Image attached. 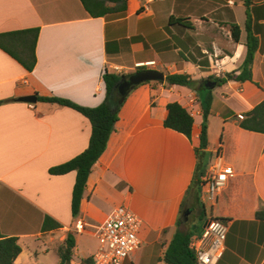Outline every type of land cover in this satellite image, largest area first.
Wrapping results in <instances>:
<instances>
[{
  "label": "crops",
  "instance_id": "1",
  "mask_svg": "<svg viewBox=\"0 0 264 264\" xmlns=\"http://www.w3.org/2000/svg\"><path fill=\"white\" fill-rule=\"evenodd\" d=\"M246 22L258 40L251 81L206 89L210 77L222 78L242 64ZM33 28L31 72L0 49V235L17 238L21 252L13 264H59L68 236L74 245L64 264H93L94 234L120 205L141 220L139 249L122 264H167L163 254L182 205L187 216L204 208L202 226L194 227L197 216L184 229L193 236L208 218L227 224L217 264H264V219L256 218L264 205V134L241 129L236 119L264 99V0H251L247 8L244 0H127L116 19L91 18L80 0H0V34ZM139 70L187 74L195 87L148 82L126 98L72 217L75 172L48 170L88 147L90 123L72 109L18 98L51 95L96 107L105 98L104 71ZM191 100L196 114L187 138L164 127L163 116L168 103L185 109ZM206 100L210 163L218 153L232 169L215 201L194 181ZM45 217L58 227L44 231Z\"/></svg>",
  "mask_w": 264,
  "mask_h": 264
},
{
  "label": "trees",
  "instance_id": "2",
  "mask_svg": "<svg viewBox=\"0 0 264 264\" xmlns=\"http://www.w3.org/2000/svg\"><path fill=\"white\" fill-rule=\"evenodd\" d=\"M80 2L91 18L111 17L116 19L125 13L127 0H80ZM250 2L251 0H244L246 8ZM245 27L247 32L245 58L238 69L226 73L224 77H210L209 79L214 80L217 86L232 80L244 82L251 81L252 79L251 66L254 54L258 48V40L249 32L247 22ZM230 32L233 41L238 42L240 34L238 26L231 25ZM37 36V28L2 33L0 34V49L20 63L26 71L31 72L36 62L34 51ZM131 75L104 71L102 74V82L105 87V98L96 107L81 106L65 98L37 94V102L72 109L86 118L90 123L91 132L88 147L69 161L48 170L50 175H64L69 172H75V181L70 203L72 217L77 216L79 212L80 201L92 167L105 151L108 139L115 131L118 112L122 104L137 87L143 84L131 82L129 80ZM164 82L169 86L175 85L190 89H194L195 87V82L187 74H166ZM4 102L0 101V105ZM208 115L209 100H206L202 108L199 144L195 148L196 167L194 181L197 184L201 183L200 178L206 172L211 158L210 154L206 151L208 145ZM236 119L237 125L241 129L264 134V99L252 110L242 115V119L237 117ZM163 125L190 138L193 118L177 102H171L165 107ZM199 210L198 220H202L205 216V211L203 207H200ZM184 211L182 205L175 224L176 231L163 254V261L167 264H196L194 252L189 248L193 232L189 229L184 230L189 224V216H185ZM256 218L264 219V205L262 203L256 209ZM218 220L222 221L221 219ZM56 227H58V224L53 222L49 217H45L42 225L44 231ZM65 243L67 249H65V254H60L61 261L59 264H64L69 259L70 251L74 245L73 239L70 236L66 238ZM20 252L21 248L17 243V238H4L0 235V264H13Z\"/></svg>",
  "mask_w": 264,
  "mask_h": 264
},
{
  "label": "built area",
  "instance_id": "3",
  "mask_svg": "<svg viewBox=\"0 0 264 264\" xmlns=\"http://www.w3.org/2000/svg\"><path fill=\"white\" fill-rule=\"evenodd\" d=\"M190 104L185 109L193 117L196 114L194 101L191 100ZM239 119H242V116H239ZM230 176L231 167L225 164L222 156L217 153L200 179L210 201H215ZM83 227V224L78 222L75 228L82 230ZM140 227L141 220L128 207L120 205L114 208L94 234L97 248L91 256L92 263L122 264L139 249ZM227 229L224 222L208 218L201 233L191 237L189 248L194 252L196 264H217L224 252Z\"/></svg>",
  "mask_w": 264,
  "mask_h": 264
},
{
  "label": "water",
  "instance_id": "4",
  "mask_svg": "<svg viewBox=\"0 0 264 264\" xmlns=\"http://www.w3.org/2000/svg\"><path fill=\"white\" fill-rule=\"evenodd\" d=\"M165 76L154 70H144V71H138L134 74H132L129 78V80L133 83H146V82H163ZM216 86V82L212 80H207L204 84V87L206 89H213ZM18 101L28 103V104H35L37 102V96L36 95H29L25 97L18 98ZM189 210L184 212V215H188Z\"/></svg>",
  "mask_w": 264,
  "mask_h": 264
},
{
  "label": "rangeland",
  "instance_id": "5",
  "mask_svg": "<svg viewBox=\"0 0 264 264\" xmlns=\"http://www.w3.org/2000/svg\"><path fill=\"white\" fill-rule=\"evenodd\" d=\"M139 71H144V70H139ZM197 216H198V210L196 209V210L193 211L192 215L189 216V223L190 222L193 223L194 222V218L197 217ZM203 220H204V218H202V220L196 221V223L194 222V224H195L194 227L199 229L202 226V224H203Z\"/></svg>",
  "mask_w": 264,
  "mask_h": 264
}]
</instances>
